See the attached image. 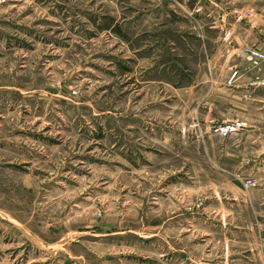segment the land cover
<instances>
[{
	"label": "rangeland",
	"instance_id": "1",
	"mask_svg": "<svg viewBox=\"0 0 264 264\" xmlns=\"http://www.w3.org/2000/svg\"><path fill=\"white\" fill-rule=\"evenodd\" d=\"M235 1L254 12L245 21H264V0ZM185 2L0 0V264H146L158 254L139 249L149 241L103 239L144 228L161 229L162 264L185 262L188 212L216 193L189 191L206 162L197 137L209 127L227 139L215 128L243 122H206V111L216 114L212 86L237 57L257 72L248 88L264 90V62L255 69L239 55L263 48L246 43L227 63L200 31L174 35L187 19L200 24L177 5ZM225 39L227 56L235 42ZM239 69L226 84L245 77ZM121 241L129 252L114 248Z\"/></svg>",
	"mask_w": 264,
	"mask_h": 264
},
{
	"label": "crops",
	"instance_id": "2",
	"mask_svg": "<svg viewBox=\"0 0 264 264\" xmlns=\"http://www.w3.org/2000/svg\"><path fill=\"white\" fill-rule=\"evenodd\" d=\"M252 3L254 2L249 1L243 5L251 7ZM236 4L241 5L235 0L232 2L188 0L184 6L177 3L190 17L198 13L200 24L193 27V23L188 24L187 19L184 25L177 24L183 27L174 31V35L185 41L187 36L194 35L193 30L200 31L204 43L209 44L215 39L221 44V46L217 45L216 52L213 50V55L219 59L227 58V63L230 61L228 58H235V51L244 44L264 49V21L260 19L237 21L232 13V10L237 7ZM152 28L160 29L155 22ZM188 29H190L189 32ZM228 34L235 42V47L225 56V38ZM232 65L230 71L221 74L225 77H221V81L212 86V90L217 91L213 94L217 97L216 114L206 111V122L227 123L240 120L247 123L248 127L243 133L229 136L227 139L214 136L209 127L206 137L204 134L201 135L202 138L197 137L202 147V155L206 152V162H203L202 158L200 170L202 176L194 182L195 185H192L194 181L192 179L189 191L200 189V187L204 189L208 186L207 189H209L216 185V193L214 196L208 195L201 201L204 204L202 209L188 212V244L181 241V247L185 252L183 254L185 262L175 261V264H264V90L248 88V82L257 75L256 71L249 72L247 66L241 67L242 64L237 57L233 59ZM238 68H241L239 69L241 73L246 72L245 77L233 85L226 84L232 71ZM220 69L226 71L223 68ZM217 70L219 72V69ZM214 71L216 72V69H209L211 74ZM207 86L210 90L209 83ZM220 110L226 112L225 117L224 113L219 116ZM213 140L218 145L221 144L216 150ZM205 165L207 170L210 168L218 173V180L215 183L208 179L207 172L203 170ZM250 179H255L256 185L246 189L244 184ZM125 235H136L138 236L135 237L136 239L149 241L148 244L141 245L139 249L153 252L156 249L158 254L157 258L148 259L146 264H162V256L159 253L161 229L144 228L135 231L111 232L105 237L97 234L95 236L104 237V245L109 247L110 238L119 236L122 238ZM115 247L121 254L130 250L123 241L114 245ZM108 256L109 254L106 255L107 258L105 257L106 263L110 260ZM127 260V256H120L121 264Z\"/></svg>",
	"mask_w": 264,
	"mask_h": 264
},
{
	"label": "built area",
	"instance_id": "3",
	"mask_svg": "<svg viewBox=\"0 0 264 264\" xmlns=\"http://www.w3.org/2000/svg\"><path fill=\"white\" fill-rule=\"evenodd\" d=\"M246 11L247 12L245 13L244 9L234 8L232 10V13L237 21H244L250 17H253L254 14V12L251 10H246ZM228 36L230 35L228 34ZM239 55L241 59H244L250 64H252L253 68L255 69L261 66V64L264 62V53L255 49H249V50L246 49L245 51L240 52ZM239 75L240 72L236 70L233 72L231 77L232 79L235 80L236 78L239 77ZM252 86H256V85L253 83ZM74 95H77V91L74 92ZM244 127H245V123L243 122H232V123L220 125L216 127L214 131L216 134L226 138L242 131ZM247 184L248 187H252L255 184V180H249ZM203 205L204 204H201V206Z\"/></svg>",
	"mask_w": 264,
	"mask_h": 264
}]
</instances>
